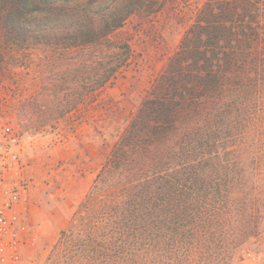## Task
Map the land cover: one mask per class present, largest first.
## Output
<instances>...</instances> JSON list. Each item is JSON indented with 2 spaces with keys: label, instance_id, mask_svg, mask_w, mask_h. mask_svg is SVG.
<instances>
[{
  "label": "trees",
  "instance_id": "trees-1",
  "mask_svg": "<svg viewBox=\"0 0 264 264\" xmlns=\"http://www.w3.org/2000/svg\"><path fill=\"white\" fill-rule=\"evenodd\" d=\"M166 16L161 34L185 27L176 48L98 152L45 264H237L264 230V0H0V70L64 67L36 96L27 74L0 71L13 115L25 132L82 122L76 108L138 71L145 18Z\"/></svg>",
  "mask_w": 264,
  "mask_h": 264
},
{
  "label": "rangeland",
  "instance_id": "rangeland-1",
  "mask_svg": "<svg viewBox=\"0 0 264 264\" xmlns=\"http://www.w3.org/2000/svg\"><path fill=\"white\" fill-rule=\"evenodd\" d=\"M145 21L148 27L142 31V50L136 51L141 59L138 71L129 68L125 78L118 76L113 86L103 89L98 105L76 108L74 113L89 112L88 118L80 123L70 115L53 128L25 132L13 115L20 108L18 98L13 97L18 87L0 84V167L2 163L6 165L4 186H11L18 180L26 183L16 208L19 264H45L48 245L65 227L92 181L98 152L112 145L152 79L175 50L185 28L164 27L161 34L157 28L170 21L167 16L147 17ZM63 69L60 64L45 65V60H37L25 68L4 66L0 71L7 73H2V77L12 80L27 74L35 81L31 93L36 96L38 79L45 78V74L51 77V71L58 77ZM29 108L33 112L45 110L41 105ZM10 153H16V161L10 160ZM245 245L264 249V230ZM237 264L253 263L241 259Z\"/></svg>",
  "mask_w": 264,
  "mask_h": 264
},
{
  "label": "built area",
  "instance_id": "built-area-1",
  "mask_svg": "<svg viewBox=\"0 0 264 264\" xmlns=\"http://www.w3.org/2000/svg\"><path fill=\"white\" fill-rule=\"evenodd\" d=\"M9 158L16 161V153H10ZM0 167V264H19L20 238L17 233L16 214L17 205L26 187L23 180L14 182L11 186H4L3 171L6 165ZM242 260H249L253 264H264V249L244 247L241 253ZM29 264H36L31 262Z\"/></svg>",
  "mask_w": 264,
  "mask_h": 264
}]
</instances>
